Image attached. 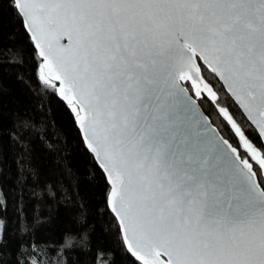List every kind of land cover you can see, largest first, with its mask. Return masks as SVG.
<instances>
[{
	"label": "snow or ice",
	"instance_id": "6c2138e0",
	"mask_svg": "<svg viewBox=\"0 0 264 264\" xmlns=\"http://www.w3.org/2000/svg\"><path fill=\"white\" fill-rule=\"evenodd\" d=\"M11 2L43 59L40 79L59 81L110 181L127 252L142 264H264V178L227 141L235 158L195 130L180 84L217 100L205 66L264 137V0Z\"/></svg>",
	"mask_w": 264,
	"mask_h": 264
},
{
	"label": "trees",
	"instance_id": "16d2710c",
	"mask_svg": "<svg viewBox=\"0 0 264 264\" xmlns=\"http://www.w3.org/2000/svg\"><path fill=\"white\" fill-rule=\"evenodd\" d=\"M40 66L11 0H0V264H138L108 210L109 186L84 147L75 114L58 100L57 85L40 79ZM201 72L218 97L199 101L211 123L247 157L219 111L227 108L264 154L219 83Z\"/></svg>",
	"mask_w": 264,
	"mask_h": 264
},
{
	"label": "water",
	"instance_id": "95a60500",
	"mask_svg": "<svg viewBox=\"0 0 264 264\" xmlns=\"http://www.w3.org/2000/svg\"><path fill=\"white\" fill-rule=\"evenodd\" d=\"M24 26V25H23ZM24 29H25V26H24ZM26 32V30H25ZM27 33V32H26ZM27 35L29 36L30 38V33H27ZM31 40V39H30ZM32 44H33V47L36 51V54L38 56V59L41 61V65L43 64V59L39 56V49L35 48V42L32 41ZM61 43H64L66 44L67 43V40L64 39L61 41ZM201 68H203L205 70V66L201 65ZM207 73L209 75H211L218 83L219 85L222 87V89L224 90L225 94L231 99V101H233L234 103V98L231 97V93H229L227 91V86L224 85L223 81L219 79L218 76H216L215 74L211 73L210 70H207ZM201 76H202V72H201ZM203 78V76H202ZM204 82L205 83H208L204 78H203ZM54 84L57 85L56 87V95H57V98L59 101H61L63 104H65L66 106L70 107L69 105H67V102L63 100L62 97L59 96V92H58V89L60 87V83L59 81H53ZM181 86L183 88L186 89V93H187V97L190 98V105L188 107V111H187V115L190 117V119L194 122L195 124V130L202 133L203 137L205 139L207 138H211L212 140L216 141L217 143H221V145L229 152L230 155L233 156V158H235L234 154L231 153V150L227 148V145H231L226 139H224L221 134L219 133V131L217 130V128L211 123L210 119L205 115V113L202 111L200 105H199V101L202 99V98H205L209 103H214L215 101H213L211 99V97H209L207 95V92L204 91L203 89L201 90V95L200 96H197L195 94V88L192 86V82L191 81H181L180 82ZM209 84V83H208ZM186 86H189L190 90L187 89ZM209 86L211 87V85L209 84ZM212 88V87H211ZM213 90V88H212ZM214 91V90H213ZM217 95V94H216ZM242 112V109L240 110ZM244 119L246 120V115L244 117ZM246 122L251 126V128L255 131V133L257 134L258 138L260 139L261 141V144L264 143V137H261L259 135V131L258 129H255V126L254 125H251V122L250 121H247ZM75 124H76V127H77V130L78 132L80 133V136H81V139L83 141V144H84V147L86 148L87 152L90 154V156L94 159L96 165L98 166L99 170L101 171V173L104 175L105 177V174L102 172V170L100 169L99 167V162L94 158V154L91 153V151L89 149H87V141L83 139V130L79 128V125H78V121L75 120ZM221 138H222V141H227V145H224L222 144V141H221ZM232 146V145H231ZM234 148V147H233ZM264 149V147H263ZM237 152H239L237 150ZM239 158L241 159L240 155H239ZM250 163V162H249ZM251 164V163H250ZM252 170H253V165H252ZM254 171V170H253ZM255 179L258 181V178L257 176H255ZM108 186H109V193H108V198H107V206H108V210L111 214V216L114 218V220L116 221L118 227H119V232H120V235H121V238H122V226L119 225V218L115 216L114 213L111 212V205H110V181H106ZM122 242H123V238H122ZM123 245H124V248L127 252V249H126V243L123 242ZM128 253V252H127ZM128 255L133 259L135 260L138 264H142V262L140 261H137L135 257L131 256L130 253H128Z\"/></svg>",
	"mask_w": 264,
	"mask_h": 264
},
{
	"label": "rangeland",
	"instance_id": "374dc122",
	"mask_svg": "<svg viewBox=\"0 0 264 264\" xmlns=\"http://www.w3.org/2000/svg\"><path fill=\"white\" fill-rule=\"evenodd\" d=\"M71 107V106H70ZM238 136V135H237ZM239 137V136H238ZM241 146H242V149L244 150L243 148V144L240 142ZM259 151V150H258ZM261 152V151H260ZM262 153V152H261ZM239 155H240V152H239ZM241 157V156H240ZM241 159H248V161L253 165V169H255L257 167V169L259 168V165L256 163L255 160L251 159L250 157V154H247V157H241ZM263 169L262 170H259V173H260V177L261 178H264V173H262ZM255 172V170H254ZM256 173V172H255ZM257 176V174H256ZM258 178V176H257ZM259 182V181H258Z\"/></svg>",
	"mask_w": 264,
	"mask_h": 264
},
{
	"label": "flooded vegetation",
	"instance_id": "af4514ba",
	"mask_svg": "<svg viewBox=\"0 0 264 264\" xmlns=\"http://www.w3.org/2000/svg\"><path fill=\"white\" fill-rule=\"evenodd\" d=\"M253 170H254V169H253ZM262 173H264V169H263Z\"/></svg>",
	"mask_w": 264,
	"mask_h": 264
}]
</instances>
